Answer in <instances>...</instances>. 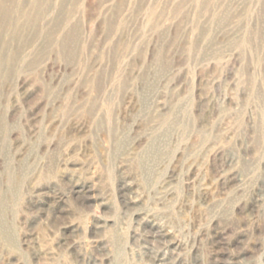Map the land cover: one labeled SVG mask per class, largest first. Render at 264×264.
<instances>
[{
	"label": "rangeland",
	"instance_id": "374dc122",
	"mask_svg": "<svg viewBox=\"0 0 264 264\" xmlns=\"http://www.w3.org/2000/svg\"><path fill=\"white\" fill-rule=\"evenodd\" d=\"M0 264H264V0H0Z\"/></svg>",
	"mask_w": 264,
	"mask_h": 264
}]
</instances>
